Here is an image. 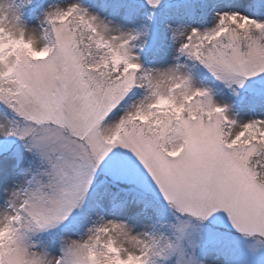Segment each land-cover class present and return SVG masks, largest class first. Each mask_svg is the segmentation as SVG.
Returning <instances> with one entry per match:
<instances>
[{
    "label": "snow or ice",
    "instance_id": "6c2138e0",
    "mask_svg": "<svg viewBox=\"0 0 264 264\" xmlns=\"http://www.w3.org/2000/svg\"><path fill=\"white\" fill-rule=\"evenodd\" d=\"M212 259L264 264V0H0V264Z\"/></svg>",
    "mask_w": 264,
    "mask_h": 264
},
{
    "label": "rangeland",
    "instance_id": "374dc122",
    "mask_svg": "<svg viewBox=\"0 0 264 264\" xmlns=\"http://www.w3.org/2000/svg\"><path fill=\"white\" fill-rule=\"evenodd\" d=\"M63 2L67 3V2H70V0H63ZM237 257L239 259H243V252L242 251H237L236 253ZM210 264H221V261L220 260H217V259H212V261L210 262Z\"/></svg>",
    "mask_w": 264,
    "mask_h": 264
}]
</instances>
